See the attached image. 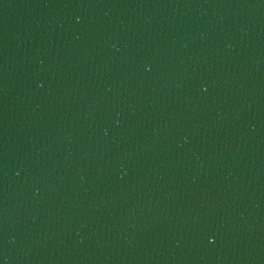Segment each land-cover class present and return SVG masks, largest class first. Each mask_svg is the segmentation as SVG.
<instances>
[{"label": "water", "instance_id": "obj_1", "mask_svg": "<svg viewBox=\"0 0 264 264\" xmlns=\"http://www.w3.org/2000/svg\"><path fill=\"white\" fill-rule=\"evenodd\" d=\"M0 264H264V0H0Z\"/></svg>", "mask_w": 264, "mask_h": 264}]
</instances>
